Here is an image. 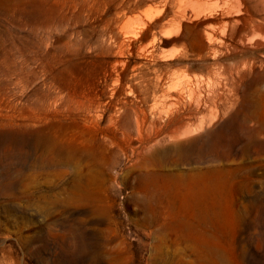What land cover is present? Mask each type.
<instances>
[{
  "label": "rangeland",
  "instance_id": "obj_1",
  "mask_svg": "<svg viewBox=\"0 0 264 264\" xmlns=\"http://www.w3.org/2000/svg\"><path fill=\"white\" fill-rule=\"evenodd\" d=\"M202 1L0 0V264H264V0Z\"/></svg>",
  "mask_w": 264,
  "mask_h": 264
},
{
  "label": "bare ground",
  "instance_id": "obj_2",
  "mask_svg": "<svg viewBox=\"0 0 264 264\" xmlns=\"http://www.w3.org/2000/svg\"><path fill=\"white\" fill-rule=\"evenodd\" d=\"M185 1V0H184ZM190 2V7L192 10H196L198 8H202L204 5H205V2H203L202 0H189ZM207 3V2H206ZM207 5V4H206ZM188 9V8H187ZM186 10V9H185ZM189 11V10H188ZM206 37L208 39V41L210 42L211 41V36H210V33L209 32H206ZM199 108V107H198ZM198 110V109H196ZM139 131V129H137ZM141 134V133H139ZM190 134V131L189 130H184L182 131L181 133H179L178 135H175V134H170L169 137H172V138H183V137H186ZM138 136V135H137ZM140 137V136H139ZM130 139V138H129ZM128 140V139H126ZM141 140V137L140 139ZM140 142V141H139ZM125 143V142H124ZM126 145V144H125ZM129 145V144H127ZM147 147V145H142L141 148L137 149V154H142V151ZM132 150L135 149V147H131ZM148 149V148H147ZM146 150V149H145ZM174 150V152L176 153L175 155V158H174V163L177 164L181 161H183V156L181 155L182 153H178L180 152V145H173L172 146V151ZM144 154V153H143ZM142 154V155H143ZM185 157V156H184ZM141 160V159H140ZM146 160L148 161H152L153 160V156H147L146 157ZM146 161V162H148ZM157 171V170H155ZM192 178V177H191ZM158 179V178H157ZM173 179V177H172ZM191 180V179H190ZM215 182V181H214ZM214 182H205V179H199V180H192L190 182H188L187 184V187H189L190 189L191 188H194L195 190H197V192L199 193V197L202 198V197H205V192L207 191H211L212 188H215V183ZM175 185H177L176 182H173ZM172 184L170 181H162L161 184L159 185L161 187V185L163 186H167V185H170ZM184 184V183H183ZM156 192V191H155ZM168 210H172V202L170 200V197L167 198V204H166ZM180 225H183V226H186L187 223L186 222H180ZM202 238L204 239L205 241V236H202Z\"/></svg>",
  "mask_w": 264,
  "mask_h": 264
}]
</instances>
